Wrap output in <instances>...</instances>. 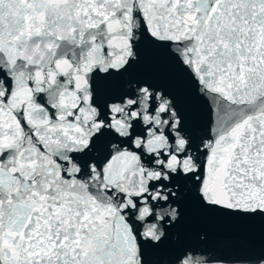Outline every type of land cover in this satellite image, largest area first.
I'll list each match as a JSON object with an SVG mask.
<instances>
[{
    "label": "snow or ice",
    "instance_id": "1",
    "mask_svg": "<svg viewBox=\"0 0 264 264\" xmlns=\"http://www.w3.org/2000/svg\"><path fill=\"white\" fill-rule=\"evenodd\" d=\"M187 205L264 225V0H0V264H156Z\"/></svg>",
    "mask_w": 264,
    "mask_h": 264
}]
</instances>
